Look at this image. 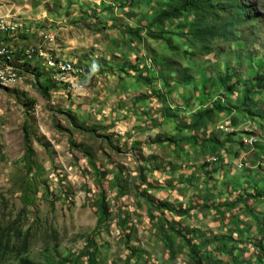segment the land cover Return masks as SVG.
Segmentation results:
<instances>
[{"label":"rangeland","instance_id":"1","mask_svg":"<svg viewBox=\"0 0 264 264\" xmlns=\"http://www.w3.org/2000/svg\"><path fill=\"white\" fill-rule=\"evenodd\" d=\"M234 3L248 22L198 40L192 11L156 20L179 0H0L81 69L0 86V264H194L171 226L206 264H264V0Z\"/></svg>","mask_w":264,"mask_h":264},{"label":"bare ground","instance_id":"2","mask_svg":"<svg viewBox=\"0 0 264 264\" xmlns=\"http://www.w3.org/2000/svg\"><path fill=\"white\" fill-rule=\"evenodd\" d=\"M30 38L42 40V43L36 46L25 43L14 45L12 43L13 39L28 40ZM51 38V34L45 29H37L35 26L20 20L0 18V86L21 81L22 72L25 71V68L33 66L31 63L34 59L43 62L46 70L54 72L56 80L68 82L70 77L79 76L81 74L80 68L71 61L57 58L44 45ZM9 67L21 70L9 72ZM62 71L68 72L62 73Z\"/></svg>","mask_w":264,"mask_h":264},{"label":"trees","instance_id":"3","mask_svg":"<svg viewBox=\"0 0 264 264\" xmlns=\"http://www.w3.org/2000/svg\"><path fill=\"white\" fill-rule=\"evenodd\" d=\"M231 6L234 9V12H231L230 19L222 21L218 25L212 21H205L207 17L214 18L216 16L217 8L221 4V0H179V4L170 8L162 9L156 17V20L161 22L169 19H176L180 17L184 10H189L194 13L195 21L193 23V31H191L194 38L198 40L202 39H213L216 36H221L224 39L232 37L234 34L233 28L238 22H248V17L244 13V8L241 5L235 4L234 0H230ZM217 6V7H216ZM149 36L153 38H161V35L149 32ZM264 79V76L259 77V82ZM213 108H208L206 111L198 112L197 117L193 122L185 125L186 127L192 128L198 125L202 118H206ZM24 146L28 151L29 155L31 154V145H30V131L28 127V121L26 120L22 126ZM190 209H186L184 213L186 214ZM101 211L103 214L106 213L104 204H101ZM170 229L178 236L183 238L189 247V250L192 254L194 264H206L203 259L200 257L199 253L192 246V242L188 239L187 236L183 235L180 231L174 227ZM20 264H37L30 261L27 258H22Z\"/></svg>","mask_w":264,"mask_h":264},{"label":"crops","instance_id":"4","mask_svg":"<svg viewBox=\"0 0 264 264\" xmlns=\"http://www.w3.org/2000/svg\"><path fill=\"white\" fill-rule=\"evenodd\" d=\"M26 42H30V41L26 40ZM20 43H22V42L19 41V40L18 41H15V42L13 41V44L14 45H20ZM24 43H25V41H24ZM47 43L48 44H45L46 46L51 44L50 42H47ZM39 44H40V41L38 39H34L33 40V45H39Z\"/></svg>","mask_w":264,"mask_h":264},{"label":"built area","instance_id":"5","mask_svg":"<svg viewBox=\"0 0 264 264\" xmlns=\"http://www.w3.org/2000/svg\"><path fill=\"white\" fill-rule=\"evenodd\" d=\"M16 70H21V69H11L10 67H9V72H11V71H16ZM64 72H68V71H62V73H64ZM62 73H60V74H62ZM4 74V73H3Z\"/></svg>","mask_w":264,"mask_h":264}]
</instances>
